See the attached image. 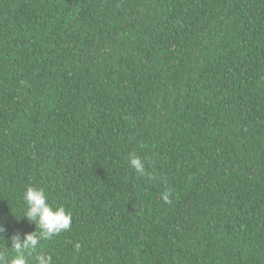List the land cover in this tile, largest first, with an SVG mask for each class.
I'll use <instances>...</instances> for the list:
<instances>
[{
	"label": "trees",
	"instance_id": "16d2710c",
	"mask_svg": "<svg viewBox=\"0 0 264 264\" xmlns=\"http://www.w3.org/2000/svg\"><path fill=\"white\" fill-rule=\"evenodd\" d=\"M29 186L26 264H264V0H0V264Z\"/></svg>",
	"mask_w": 264,
	"mask_h": 264
},
{
	"label": "clouds",
	"instance_id": "9594fccd",
	"mask_svg": "<svg viewBox=\"0 0 264 264\" xmlns=\"http://www.w3.org/2000/svg\"><path fill=\"white\" fill-rule=\"evenodd\" d=\"M129 162L139 173H144V165L141 163L140 158L131 155ZM169 195L168 192L162 194L165 203L171 202ZM23 199L27 205L23 217L27 218L30 223L35 224L36 227L38 226L41 232L39 235H36V233L27 234L22 244L14 243L13 247L17 255L11 260V264H26V258L21 249L34 250L41 238L48 239L53 234L67 230L71 224V217L63 207H54L47 202L43 189L29 186L24 192ZM35 261L36 264H50L51 258L40 253L36 255Z\"/></svg>",
	"mask_w": 264,
	"mask_h": 264
}]
</instances>
